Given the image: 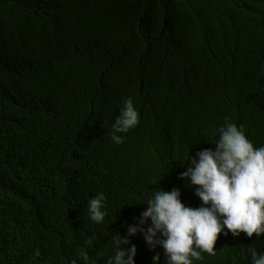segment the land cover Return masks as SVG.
I'll return each mask as SVG.
<instances>
[{"label": "trees", "instance_id": "obj_1", "mask_svg": "<svg viewBox=\"0 0 264 264\" xmlns=\"http://www.w3.org/2000/svg\"><path fill=\"white\" fill-rule=\"evenodd\" d=\"M127 97L141 122L117 144ZM225 118L264 146V0H0V264H84L89 239L107 264L158 188L200 207L181 173ZM131 240L137 264H163ZM250 245L264 236L222 232L194 264H251Z\"/></svg>", "mask_w": 264, "mask_h": 264}, {"label": "clouds", "instance_id": "obj_2", "mask_svg": "<svg viewBox=\"0 0 264 264\" xmlns=\"http://www.w3.org/2000/svg\"><path fill=\"white\" fill-rule=\"evenodd\" d=\"M140 122L133 98L127 97L108 136L122 144L125 136L121 133H128ZM243 127L225 118L213 143L215 149L205 148L196 156L189 153L181 177L194 189L202 205H186L179 188L171 191L158 188L154 198L147 201L139 222L128 226V234L115 233L112 237L115 254L108 258L107 264H137L138 248L131 237L140 233L154 251L163 248V264H194V259H203L202 252L215 256L220 234L227 236L229 230L237 237L241 233L264 236V146H255ZM88 213L96 223L105 220L108 209L103 192L89 200ZM91 245L89 239L78 249L84 264H96L90 259ZM246 251L251 264H264V251L255 245L248 246ZM40 254L37 248L35 256ZM70 264L78 261L72 259ZM153 264H161L159 252L154 255Z\"/></svg>", "mask_w": 264, "mask_h": 264}]
</instances>
